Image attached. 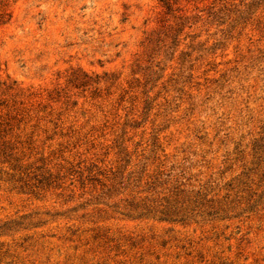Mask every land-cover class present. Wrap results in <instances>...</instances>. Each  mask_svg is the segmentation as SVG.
I'll list each match as a JSON object with an SVG mask.
<instances>
[{
	"label": "rangeland",
	"instance_id": "obj_1",
	"mask_svg": "<svg viewBox=\"0 0 264 264\" xmlns=\"http://www.w3.org/2000/svg\"><path fill=\"white\" fill-rule=\"evenodd\" d=\"M0 0V264H264V0Z\"/></svg>",
	"mask_w": 264,
	"mask_h": 264
},
{
	"label": "trees",
	"instance_id": "obj_2",
	"mask_svg": "<svg viewBox=\"0 0 264 264\" xmlns=\"http://www.w3.org/2000/svg\"><path fill=\"white\" fill-rule=\"evenodd\" d=\"M160 3H162L167 9L170 7L169 6V0H158Z\"/></svg>",
	"mask_w": 264,
	"mask_h": 264
}]
</instances>
